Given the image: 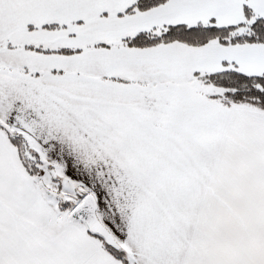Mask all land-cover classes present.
Wrapping results in <instances>:
<instances>
[{
	"label": "snow or ice",
	"instance_id": "6c2138e0",
	"mask_svg": "<svg viewBox=\"0 0 264 264\" xmlns=\"http://www.w3.org/2000/svg\"><path fill=\"white\" fill-rule=\"evenodd\" d=\"M0 264H264V0H0Z\"/></svg>",
	"mask_w": 264,
	"mask_h": 264
}]
</instances>
